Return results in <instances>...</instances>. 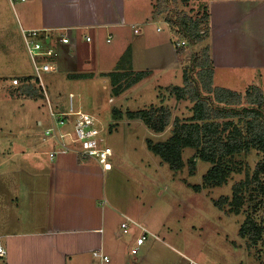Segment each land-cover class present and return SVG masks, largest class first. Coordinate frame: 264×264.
Segmentation results:
<instances>
[{"label": "crops", "instance_id": "1", "mask_svg": "<svg viewBox=\"0 0 264 264\" xmlns=\"http://www.w3.org/2000/svg\"><path fill=\"white\" fill-rule=\"evenodd\" d=\"M156 1L0 0V21L3 20L5 9L11 10L13 16L7 21H12L7 24V29L12 32L17 31L20 25L21 33L23 29H44L58 39L65 35L70 38L69 44L57 45V63L58 71L61 69L64 73L59 85L63 87L72 81L70 90L57 86L54 79L44 81L46 88L50 89L46 90L48 103H40L38 97L32 103L38 108L33 110L35 135L30 132L31 137H27L24 144H19L22 150L14 152V157H21L20 167L2 169L0 172V203L4 208L0 214L5 211L3 219H0V247L7 252L2 264H170L164 259L166 255H162L172 251L176 262L172 263L169 256L171 264H207L205 257L217 256L216 249L189 250L183 244H180L182 249L176 248L165 239H160L156 235L157 231L153 232V236L160 240L157 244L159 249H152L145 243L141 256L138 259L131 258L127 243L132 244L133 238L125 240L126 235L120 230L122 222L116 226L110 222L113 214L117 218L121 217L122 221L128 216L122 209L108 205L104 188L101 190L103 183L107 182L106 174L112 172L114 166L112 170H104L96 161L75 152L59 153L52 158L50 154L56 149V144L45 139L43 142L41 138L43 129L52 123L51 109L67 112L73 107L99 115V101L92 100L90 106L84 100L88 94L102 91L97 87L99 81H102L103 89H107L112 86L111 73L149 71L151 74L147 78L118 97H113L112 90H103V93L112 95L109 102L116 103L110 110L113 113L108 123H127L128 112L135 111L129 108V100L133 96L139 98L145 95L140 89L158 72L171 75L170 71L182 62L181 52L174 47V56L169 57L165 53L166 43L161 37L165 35V18L163 14L155 16ZM202 5L209 13L208 45L211 48L213 87L245 96L256 85L264 93V0H206ZM87 37L91 40L88 41ZM206 47L207 44L202 49ZM128 50L131 51V61L123 62ZM170 58L175 59L168 65ZM247 72H253L254 75L246 88L223 84V80H239ZM30 76L32 74L24 77ZM217 76L222 83L215 80ZM30 83L32 87L38 86L34 77ZM51 84H54L53 89ZM75 85H87L94 89H76ZM168 87L156 85L159 90ZM35 88L37 90L39 86ZM131 91H134L133 96L129 95ZM37 94L42 96L41 90H37ZM70 95L75 98L71 99ZM146 105L144 109H149L145 108ZM127 108L130 110L127 111ZM103 119L102 115L100 120L103 122ZM112 148H115L114 154L123 152L119 146ZM109 179L113 180L112 174ZM238 233L235 237L226 236V241L242 252V260L237 264H264V234L258 244L251 245L240 235V229ZM163 243L168 245L164 246ZM95 251L107 255L109 261L96 258L93 255ZM208 264L225 263L212 261Z\"/></svg>", "mask_w": 264, "mask_h": 264}, {"label": "rangeland", "instance_id": "2", "mask_svg": "<svg viewBox=\"0 0 264 264\" xmlns=\"http://www.w3.org/2000/svg\"><path fill=\"white\" fill-rule=\"evenodd\" d=\"M157 1L155 6H157ZM169 1L172 6L171 8L174 10L197 18L199 15H202L204 8L202 2L204 3L206 0ZM10 11L5 9L3 20L0 21V172L2 169L20 167L21 157H14V152L22 150V147L19 149V144H24L27 140L26 138L31 137V133L35 135V130L33 129L36 123L34 121L33 110H38L32 104L33 101H36L35 97L39 98L40 103H48L43 94H41L42 96L33 97L22 94L21 89L24 84V76L32 74L30 77H34L35 73L23 33H21L22 27L18 25L15 32L7 29V24H10L12 21L11 19L8 22L7 19H10L11 15L13 16ZM165 14L163 15L164 18L167 15ZM164 21L168 22L166 19ZM164 26L163 32L165 35H161V37L166 43L165 53L167 56L172 57L174 56L173 47L174 49L176 48L175 39H179L180 35L171 32L172 30L167 28L169 27L167 24ZM208 41L209 39L206 38L205 42L203 41L198 48H191L190 45H186L178 49L183 59L179 65L173 68V71H170L171 75L167 72H158L145 87L140 89L145 95L136 98L133 96L134 91H131L129 94L133 96L128 104L132 110H142L144 109V104H147L145 108L159 109L164 107L169 109L171 113V125L163 133L154 132L140 119L131 121L129 120L130 118H127V123L118 122V124L113 125L108 123L113 113L110 110L116 103L111 104L109 102L110 97L112 95L114 97L113 92L112 95L103 93V90H113V87L110 85L109 88L103 89L102 81L97 83L98 90L102 91H97V93L94 91L93 94L90 93V95L88 94L84 97V100L90 106L92 100L99 101L97 108L101 111V114L95 115L100 119L102 115L104 117L103 123L106 130L107 142L109 146H119V150L123 151L120 155L115 152L114 157H112L114 170L106 174L107 179L105 178V180L107 182L103 183L101 188V190L104 188L105 196L109 202L108 205L111 204L114 208L122 209L128 218L143 225L148 230L145 243H148L150 247L152 246V249L158 248L157 244L160 240L154 239L153 236V232L157 233L158 231L156 235L160 239H165L169 245L171 243L176 248L182 249L185 247V249L189 250L207 248L208 251L216 249V257H205L207 264L209 262L212 263V261L237 264L240 259L242 260V252L237 251L235 246H231L226 241V236L227 234L232 237L238 236L239 229L249 215L260 223L264 222V198L259 195V188L254 180H252L254 173L257 170H262L260 178L264 184V152L252 148L248 152L226 159L225 163L230 169L228 180L226 184L218 186L215 184H204L203 176L212 168L213 164L200 160L196 150L185 149L182 153L183 168L179 171H173L168 163H165L159 156L149 150L147 143L148 140H152L154 143L168 141L174 133V120L179 118L180 121L186 122L192 117L194 103L189 99L178 101L170 89L172 87L185 86L183 71L189 69V63L194 53H199L203 56L204 49L202 48L206 44L209 47ZM174 59L170 58L168 65H171ZM157 63L160 64V62ZM176 69H178V72H176ZM176 73H178L176 78L172 79V76ZM199 73L200 69L195 72L198 81L200 80ZM252 74L254 75L253 72H247L239 80L227 78V80H223V84L246 88L251 83ZM61 75H64V73L60 69L55 73L45 75L44 81L49 82V80L54 79L58 84L57 86H60ZM179 76L180 78H178ZM15 78L19 80L18 84L13 83ZM215 80L222 83V80L218 76ZM259 81L262 82L261 79ZM71 83L60 87L63 90H70L72 89ZM54 84L50 85L52 89ZM157 84L169 87L159 90V88H156ZM87 85H82L81 87L75 85V88L94 89H90ZM33 86V88L36 87L35 89L38 88L37 84ZM37 90L43 89L39 87ZM48 90L50 89L48 88ZM56 94L59 93L56 92ZM50 99L52 102L51 96ZM77 104L78 102L75 100V106ZM129 108H127V111L130 110ZM68 129H64V131ZM2 131L7 132V141L5 140L7 137H5ZM44 131L45 128L43 129V135H41L43 142ZM115 131L118 134H115ZM113 140L115 143H113ZM43 142L41 140V143ZM50 143L55 145L54 140L50 141ZM135 153H138V156ZM6 159L9 161L5 162ZM192 159L196 161L194 176L190 175L189 168ZM110 174L113 175L112 181L109 179ZM241 183L245 184L241 193L243 203L240 208V214H236L233 211V193L235 185ZM195 186H199L201 190H196ZM108 207L111 208V206ZM3 209V205L0 203V211ZM4 212L0 214V219H3ZM123 221L121 217L117 218L115 214L112 215V220H110L111 223H115V226ZM133 227L135 230H133ZM138 234L142 236L143 232L135 226H132L129 234H124L126 235L124 237L125 240L127 238L129 240L133 238L134 240L132 244H129L130 242L127 243V251L131 255V258L135 257L136 259L141 256L145 248V245H143L138 254H131L132 249L136 245ZM179 238H181V241H179ZM246 240L250 243L248 239ZM180 244H183V247ZM185 244L187 245L185 246ZM163 245L168 244L163 243ZM26 255L27 253H25V260ZM162 256H165L164 259L170 264L171 262H176L173 251L170 253L165 252ZM169 256H171V262L168 261ZM4 262V256L0 255V264Z\"/></svg>", "mask_w": 264, "mask_h": 264}, {"label": "trees", "instance_id": "3", "mask_svg": "<svg viewBox=\"0 0 264 264\" xmlns=\"http://www.w3.org/2000/svg\"><path fill=\"white\" fill-rule=\"evenodd\" d=\"M171 7L169 0H158L155 16L166 13L165 19L170 22L172 31L180 35L181 38H178L184 40L191 48H197L209 37L207 9L204 7L202 15L193 18ZM122 61H131L130 50L124 55ZM211 66L209 47L204 48L203 56L194 53L189 69L184 71L185 86L170 89L178 101L189 99L194 103L192 117L186 122L176 118L173 123L174 133L168 141L154 143L148 140L147 143L149 150L168 163L173 171L183 168L182 153L185 149L196 150L200 160L213 164L203 176L204 184L221 186L226 184L230 172L225 163L226 159L248 152L252 148L264 152V93L256 85L251 87L245 96L231 90L213 87ZM198 69H200V82L195 76ZM150 74L149 71L109 74L113 94L119 96ZM31 80L33 81V77H25L21 90L22 94L33 97L36 96L37 90L33 89ZM128 116L130 119H140L156 133H163L171 125V113L164 107L130 111ZM195 162L192 159L189 166L192 176L195 175ZM261 171L257 170L252 180L259 188V195L264 198ZM244 185L241 183L234 187L232 204L236 214H240L243 203L241 193ZM194 188L201 190L199 186ZM263 234L264 222L260 223L250 215L240 228V235L248 239L251 245L258 244Z\"/></svg>", "mask_w": 264, "mask_h": 264}, {"label": "built area", "instance_id": "4", "mask_svg": "<svg viewBox=\"0 0 264 264\" xmlns=\"http://www.w3.org/2000/svg\"><path fill=\"white\" fill-rule=\"evenodd\" d=\"M165 23L171 28L170 22ZM22 33L33 62L35 82L43 89L41 93L48 100L44 76L58 71L59 50L57 45L60 43L69 44L70 38L65 35L58 39L53 33L44 29H23ZM87 40L90 41L91 38L87 37ZM186 44L184 40L175 39V49L177 50ZM13 83L18 84L19 80L15 78ZM70 98L74 99L75 96L70 95ZM50 111L52 123L50 127L45 128L44 139L55 141L56 149L50 154L52 158L59 153L75 152L84 158L96 161L104 170H110L113 167L114 151L107 142L104 123L97 116L82 110H75L73 107L67 112H58L53 109ZM64 129L68 130L64 131ZM132 226L143 232L142 236L137 237L136 245L131 251V254H137L147 240L148 230L140 223L127 217L121 223V233L129 234ZM6 254L7 252L0 247V255L5 257ZM93 255L96 258L109 261V257L99 251L93 252Z\"/></svg>", "mask_w": 264, "mask_h": 264}]
</instances>
